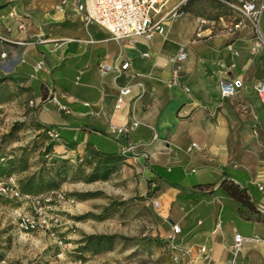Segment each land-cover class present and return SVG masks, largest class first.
Returning <instances> with one entry per match:
<instances>
[{"label": "crops", "instance_id": "obj_1", "mask_svg": "<svg viewBox=\"0 0 264 264\" xmlns=\"http://www.w3.org/2000/svg\"><path fill=\"white\" fill-rule=\"evenodd\" d=\"M185 1L171 0L166 9ZM224 1L217 0L216 24L204 25L211 34L201 38L195 37L196 21L208 17L190 9L191 3L164 21L162 35L114 40L98 25L85 24L71 0H0V84L20 91L22 101L27 95L23 105L35 123L58 130L56 152L93 148L115 155L121 144L108 126L138 121L129 139L134 148L125 156L154 180L152 203L164 221L160 229L169 238L171 264L179 251L170 248V237L191 248L180 264H264V105L256 93L264 81V11L254 28ZM180 48L187 55L179 83H172L170 58ZM122 61L129 66L117 77L98 69L100 62ZM38 62L42 68L36 71ZM233 79L241 86L222 97L219 81ZM121 87L129 94L116 107ZM51 97L68 111H58ZM223 180L244 187L254 209L223 193ZM235 234L242 237L236 250ZM202 245L205 253L199 252Z\"/></svg>", "mask_w": 264, "mask_h": 264}, {"label": "rangeland", "instance_id": "obj_2", "mask_svg": "<svg viewBox=\"0 0 264 264\" xmlns=\"http://www.w3.org/2000/svg\"><path fill=\"white\" fill-rule=\"evenodd\" d=\"M20 94L0 84V182L19 193H0V264H171L147 170L120 152H56Z\"/></svg>", "mask_w": 264, "mask_h": 264}, {"label": "built area", "instance_id": "obj_3", "mask_svg": "<svg viewBox=\"0 0 264 264\" xmlns=\"http://www.w3.org/2000/svg\"><path fill=\"white\" fill-rule=\"evenodd\" d=\"M171 0H71L73 9L79 13L85 24H95L103 28L108 32L110 38L118 40L124 37L132 35H141L145 38H151L155 34L162 35L165 31L164 21L176 15L177 9H166L167 4ZM230 8L236 10L246 18H248L253 27L257 28V22L261 11H264V3H256L255 0H235V2L224 1ZM65 1L57 7L58 10H62ZM9 16H16L13 11L9 12ZM219 18L218 20H220ZM197 25L195 29V37L201 38L205 35L211 34V31L206 34L207 27L204 25L208 24L213 27L216 24L214 19L198 17ZM23 24L19 23L18 28L23 29ZM209 27V28H211ZM4 56L1 53L0 56ZM186 51L184 48H180L179 51L170 58L173 64L171 82L179 83L180 75V64L186 58ZM129 66L128 61H122L118 65H111L105 62H100L98 65L99 71L103 73L113 72L115 76H120L127 67ZM42 68V63L38 62L35 65V70ZM242 82L240 79L233 80H221L219 81V90L222 97L233 96L237 89L241 86ZM187 90V89H186ZM256 93L259 101L264 105V81H260L256 85ZM129 94L128 87H121L116 97L115 106L119 107L123 102L126 95ZM55 103L57 110L60 112H67L68 108L58 98L51 97ZM30 106H34L35 102L30 100ZM138 121L132 119L131 121L121 124L114 125L110 124L107 131L112 135L115 140L121 144L119 145L120 153L126 155L134 147L129 144L131 134L138 127ZM43 131L53 140L59 138V132L55 127L48 126L42 127ZM123 142H128L123 144ZM10 196H19L18 191L15 188V182L13 177H9L8 181L0 182V193L7 194ZM157 205V203H155ZM259 211L264 212V207H260ZM172 231L175 235L181 233V228L177 224H172ZM171 249H177L179 252L172 256L173 264H180L191 252L190 247L180 248L177 243L174 242V238L170 237ZM242 237L239 234H235L233 238L232 249H239L241 246ZM206 247L200 246L199 252L205 253Z\"/></svg>", "mask_w": 264, "mask_h": 264}, {"label": "trees", "instance_id": "obj_4", "mask_svg": "<svg viewBox=\"0 0 264 264\" xmlns=\"http://www.w3.org/2000/svg\"><path fill=\"white\" fill-rule=\"evenodd\" d=\"M193 0H186L183 4H181L178 9L177 12L181 13V12H186L189 10L190 4L192 3ZM36 125L39 128L42 127H48L46 125L43 124H37ZM45 133V131H43ZM46 134V133H45ZM54 149V148H53ZM157 175L160 178H163L165 180H168V175L165 171L163 170H158L157 171ZM223 193H225L227 196L231 197L232 199H234L237 203H239L240 206L245 207L249 210H253L254 209V205L252 203V201L250 200V196L248 194V192L246 191V189L244 187H240L238 184L232 182V181H228V180H223L219 187H218Z\"/></svg>", "mask_w": 264, "mask_h": 264}]
</instances>
